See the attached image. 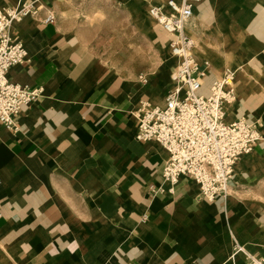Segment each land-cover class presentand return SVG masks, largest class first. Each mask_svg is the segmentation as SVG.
I'll return each instance as SVG.
<instances>
[{"label":"crops","instance_id":"0c3cea01","mask_svg":"<svg viewBox=\"0 0 264 264\" xmlns=\"http://www.w3.org/2000/svg\"><path fill=\"white\" fill-rule=\"evenodd\" d=\"M29 1L43 10L11 28L29 62L8 76L23 86H43L44 94L23 108L16 129L0 124L6 264H233L234 239L264 258L263 142L236 162L230 194L208 202L189 178L167 192L162 171L168 153L135 138L142 98L163 104L175 87L171 35L149 14L164 0H71L126 7L154 55L137 69L116 67L83 43L60 16L64 0L54 8L47 0ZM18 3L0 0L1 7ZM48 12L54 24L43 22ZM185 32L198 62L211 65L207 94L225 69L236 72L237 100L226 107V122L260 121L264 137V0H204ZM236 264H245L242 254Z\"/></svg>","mask_w":264,"mask_h":264},{"label":"built area","instance_id":"2783aa9c","mask_svg":"<svg viewBox=\"0 0 264 264\" xmlns=\"http://www.w3.org/2000/svg\"><path fill=\"white\" fill-rule=\"evenodd\" d=\"M203 1L167 0L164 7L151 8L154 20L171 35L170 49L178 66L175 87L163 104L140 101L135 138L156 142L168 153L162 171V185L168 186L167 192L173 194L180 180L189 178L199 187L201 198L214 202L218 197H227L236 162L264 143V137L260 121L238 118L226 122V107L237 100L234 71L225 69L213 80L209 93L202 92L211 65L205 61L202 67L198 62L195 42L185 28L193 20L197 4ZM42 10L37 1L29 0H19L15 7L0 6V123L9 129H16V118L23 108L44 94L43 86L31 88L9 79L13 67L29 62L26 47L12 36L11 27L28 16L37 18ZM55 20L54 13L48 12L43 22L54 24ZM139 78L146 82L143 76ZM239 254L244 256L245 264H264V258L250 254L234 239L230 258L233 264Z\"/></svg>","mask_w":264,"mask_h":264},{"label":"rangeland","instance_id":"374dc122","mask_svg":"<svg viewBox=\"0 0 264 264\" xmlns=\"http://www.w3.org/2000/svg\"><path fill=\"white\" fill-rule=\"evenodd\" d=\"M64 1L67 8L61 7L60 16L71 21L70 23L74 25L77 34H80L83 43L96 47L101 59L116 67H135L137 69V66H143L149 61V58L154 57L149 50L150 42L142 35L144 32L138 30L136 22H133L136 29L142 34L135 30L131 20L127 18L124 5L103 4L99 1L88 5H79L71 0ZM40 2L44 4L45 0H40ZM53 2L59 1L47 0L46 5L53 7ZM60 3L62 2L60 1ZM154 53L158 57L160 56L155 49ZM159 59L160 57L158 61ZM135 80L141 83L138 75H135ZM145 92L147 93L146 89ZM202 92L207 94L205 90ZM142 99L148 100L147 97ZM7 255L0 247V264H6L4 259L7 258Z\"/></svg>","mask_w":264,"mask_h":264},{"label":"bare ground","instance_id":"6f19581e","mask_svg":"<svg viewBox=\"0 0 264 264\" xmlns=\"http://www.w3.org/2000/svg\"><path fill=\"white\" fill-rule=\"evenodd\" d=\"M166 2H167V0H164V1H162V2H160L159 4H155V5H151L150 7H149V14H150V16L152 17V15H151V8L153 7V6H160V7H164L165 5H166ZM29 17V16H28ZM153 18V17H152ZM20 22H22V21H20ZM20 22H14V23H20ZM13 23V24H14ZM13 24H12V26H13ZM12 28V27H11ZM169 50H170V55L176 60V67L178 66V60L173 56V54H172V52H171V49H170V43H169ZM233 71V70H232ZM224 72V71H223ZM222 72V73H223ZM235 72V71H234ZM220 77V76H219ZM219 77H216V78H219ZM235 77H236V72H235ZM146 80V79H145ZM234 84H235V80H234ZM1 124V123H0ZM3 125V124H2ZM4 126V125H3ZM5 128H6V126H5ZM243 157V156H242ZM236 165V164H235ZM230 194V190H229V192H228V195ZM227 195V196H228Z\"/></svg>","mask_w":264,"mask_h":264}]
</instances>
